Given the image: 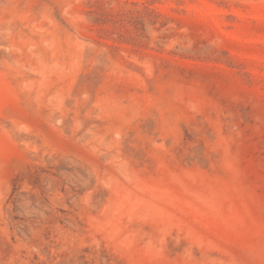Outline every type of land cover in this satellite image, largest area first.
<instances>
[{
    "label": "rangeland",
    "instance_id": "1",
    "mask_svg": "<svg viewBox=\"0 0 264 264\" xmlns=\"http://www.w3.org/2000/svg\"><path fill=\"white\" fill-rule=\"evenodd\" d=\"M0 264H264V0H0Z\"/></svg>",
    "mask_w": 264,
    "mask_h": 264
}]
</instances>
